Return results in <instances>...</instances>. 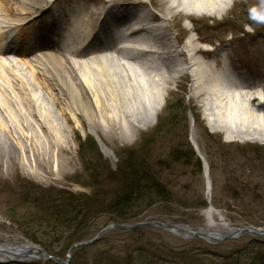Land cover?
<instances>
[{"label": "rangeland", "instance_id": "rangeland-1", "mask_svg": "<svg viewBox=\"0 0 264 264\" xmlns=\"http://www.w3.org/2000/svg\"><path fill=\"white\" fill-rule=\"evenodd\" d=\"M108 1L64 0L60 7L67 8L65 2L79 3L89 12L90 27L99 8ZM111 1L131 2V12L140 17L158 16L149 26L167 31L170 47L165 51L153 45L151 34L128 37L133 44L142 41L148 47L138 46L133 53L123 49L127 58L121 61L130 74L136 73L142 79L149 76L156 86L161 87L159 80L165 78L168 90L165 104L153 126L139 133L101 130L93 133L84 119L79 117L77 123L71 116L58 88L51 90L60 98L69 126L46 92L36 85L37 103L51 115L50 122L59 125V130H40L37 125L27 130L26 121L21 119L17 123L24 129H12L8 118L0 115L10 128L9 132L0 128V244L29 243L48 256L5 264H264V238L249 234L206 242L156 228L111 229L93 243L78 246L115 224L161 222L193 230L202 227L206 223L203 211L207 208H199L201 202L206 203L204 172L209 175L210 202L217 215L213 222L217 227L264 230V139L250 133L255 127L240 121V115L250 117L252 110L257 116L264 114V107L255 106L259 103L257 96L264 99V0H229L224 9L213 13L180 5L172 15L164 13L163 0H153L152 4L151 0ZM19 9L18 0H0V37L17 38L21 34L22 22L29 17L21 16ZM189 41L201 49L200 53L184 48ZM58 45L65 48L64 44ZM5 57L0 55V65L6 70L0 69V84L15 79L33 81L31 69L18 57L8 56L12 57L14 67ZM23 60L28 62L29 58ZM98 60L97 65L85 68L93 79L101 77L95 71L101 63ZM167 60L178 70L171 75L175 80L167 78L170 76L165 66ZM190 61L204 80L203 84L196 82L193 88L188 75ZM220 68L229 74L231 81L217 73ZM34 70L47 83V79H52L48 71L35 67ZM243 80L250 84L248 88L237 86ZM253 83L255 86L251 87ZM215 90L222 93L221 98L215 95ZM249 96L254 99L247 101ZM228 104L236 107L235 112L226 111L224 107ZM182 110H186V120L180 115ZM1 111L0 107V114ZM26 119L33 122L32 117ZM213 120L223 126L222 132L209 130L207 124ZM89 139L95 140L102 163L110 170L97 181L91 175L95 167L86 170L80 157V144ZM186 140L207 164L208 171H199L195 162L188 160V153L183 155ZM176 149L182 151L177 157L181 158L179 161L172 156ZM142 161H145L142 166L148 167V172L140 173L145 193L141 195L146 202L132 209L130 215L136 218L119 223L109 209L126 192L130 185L126 177ZM145 175L151 179H144ZM151 183L164 194H147ZM64 198L75 206H85L89 212L87 218H78L80 225L76 222L68 227L65 222L58 228L57 220L50 221L54 217L48 216L56 210L51 207L63 203ZM81 236L84 237L81 242L73 243Z\"/></svg>", "mask_w": 264, "mask_h": 264}, {"label": "bare ground", "instance_id": "bare-ground-1", "mask_svg": "<svg viewBox=\"0 0 264 264\" xmlns=\"http://www.w3.org/2000/svg\"><path fill=\"white\" fill-rule=\"evenodd\" d=\"M62 1L64 0H18L21 16L30 15L36 8L45 11L46 8H51V6H53L57 10L54 15L52 11H49V13L47 12V17L44 18L43 21H40L39 24L37 22L29 27H24L21 31L22 34H20L24 36L23 40L20 39V35L16 40L12 37H0V55L6 56L5 59L12 67H14L11 61L12 57L8 56L18 57L19 61H22L24 66L31 69L33 77L31 83L25 82L22 79H15L4 81L0 84V107L2 108L0 115L8 118L10 123H12V129L19 130L22 125L17 123V120L21 119L23 122L26 121L25 129L27 130L34 129L35 125H37L40 130H59V125L55 126L50 122L51 115L44 112L37 103L38 98L36 96L35 86L40 85L53 101L55 107L60 111V116L65 118L67 125L69 124V119H67L66 112L61 106L62 103L60 98L53 94L51 87L58 88L60 91L59 94H61L63 101L66 103V108L77 123L78 118L81 117L85 120L89 130L93 133L98 130L139 133L153 126L159 112L165 104V97L168 90L164 84H166L167 81L165 78H161V80H159L161 87L156 86L154 80L149 76L147 79H142L137 76L136 73L130 74L128 72L130 70H128L121 61L127 58V56L124 57L122 53L123 49H127L130 53H133L138 50L139 47H148L146 46V42L142 43L141 41L139 45H135L131 40L129 41L128 37L133 36V34H151L154 39L153 45L161 49V51H165L170 47V44L167 43L169 39H167V31L159 26H155V28L149 26L151 22L156 20V17H159L150 14H144L140 17L137 12H131L130 10L126 15H122L123 25L127 26L128 30L126 32L128 33L124 36L122 33L123 31L121 32L118 27H113L112 29L113 32H116V40L121 38L125 39L128 43V47L126 46L120 49L116 46V41L113 40L111 33V40L104 45H96L94 42V36L99 31H96L88 37H84L89 26V21L87 20L89 12L82 9L79 3L73 4L71 2H65L67 3V8L60 7ZM152 1L153 0H151L150 4H152ZM162 2L166 3L164 13L166 15H172L177 11L176 9L180 5H184L186 9L191 7L194 11L213 13L218 9L220 10L221 7L224 9L229 0H163ZM119 5L121 7L124 5L132 6L133 4L131 2H124ZM38 17L39 16L35 18ZM113 19L117 20L118 14L115 15ZM49 25L53 26L51 36L48 34L49 31H46ZM52 37L61 38V40L65 42V48H59L56 42L52 40ZM36 39L37 41H35ZM100 39L101 36L98 35V40ZM14 43L18 44L19 47L24 43V51L22 48L17 50L13 49ZM70 47H74L77 50H70ZM184 48H189L196 54L201 51L198 46H194V42L192 41L187 42ZM182 54H185L184 51ZM89 55H91V57L83 62L81 60L76 61L77 58H87ZM26 58H29L28 62L23 60ZM73 59H75V61ZM98 59L101 60V63L95 68V71L101 75L103 79L101 77L93 79L92 76H89L90 71L88 72L87 69H85L86 66H92L93 64L97 65L96 62L99 61ZM167 61L169 62H167L165 66L168 68V73L170 75L167 78L168 80H175L171 75L174 74L175 71L178 72V70L174 69V65H172L170 60ZM34 67L48 71L49 75L52 76V79H47L49 84L34 70ZM0 69L6 71L2 65H0ZM217 70V73H219L221 77H225L227 81H231L229 74H227L223 68ZM131 72L134 71L132 70ZM196 73V82L200 84L204 81L203 77L197 68ZM248 85L250 84L245 80L237 84V86L245 88H248ZM252 86H255V84H251V87ZM256 86L259 87V84ZM213 92H215V95L219 98L222 97V93L218 90ZM251 99L254 98L249 96L247 101ZM257 102L259 103L255 104V106L264 107V99H261V95L257 96ZM226 106L224 107L226 111L229 112L232 110L235 112L234 108L236 107H232V105L229 104ZM220 107H222V105H220ZM241 113H243V111ZM249 115L250 117L244 114L240 115L241 123L243 125L248 124V126L251 125L255 127V131H251L250 133L257 134L260 138L264 139V129H262L264 114L260 113L259 116H257L255 111L252 110ZM26 117H32L34 123L29 122ZM0 118L3 119L1 116ZM1 119L0 128L9 132L10 128L8 129ZM207 126L209 130L213 132L223 131V126L214 120L211 123L209 122ZM20 129H24V127ZM205 180H207V189H209V175L207 177L205 175L204 181ZM207 196L209 197L208 194ZM203 216L205 217L206 223L200 228L193 230L183 225H177V230L166 231L183 237H186L189 232L197 231L203 235L208 242L218 240L224 234L232 235L239 231V228H232L225 225L217 227L213 222V218L217 215L210 207H207L203 211ZM249 235L251 237L264 238V233L255 234L252 232ZM42 257L39 248L29 243H21L18 245L0 244V261L19 260L29 262V260Z\"/></svg>", "mask_w": 264, "mask_h": 264}, {"label": "trees", "instance_id": "trees-1", "mask_svg": "<svg viewBox=\"0 0 264 264\" xmlns=\"http://www.w3.org/2000/svg\"><path fill=\"white\" fill-rule=\"evenodd\" d=\"M180 115L181 117L183 115V120H186V116H185L186 110H182ZM194 120L197 123L199 121L198 116H196L195 114H194ZM216 140L218 143H220L219 139H216ZM185 148L186 150L183 152V155L188 153L189 155L188 160L194 161L195 166L198 168L199 171H201L202 169L201 163L188 142L186 143ZM85 152H87L88 155L85 156L84 154ZM181 155H182V151H179L177 149L172 154V156L175 159H178V161L181 160V158H177V157H180ZM80 157L82 159V162L84 163L83 165L85 166L86 170L89 171L91 168L95 167L91 173L92 178H94L95 181L99 180L102 176L109 174L110 170L108 166L105 165V163H102V157L100 155V152L98 151V146L94 139H89L86 142L84 141L80 144ZM183 158L185 159V156H183ZM185 161L187 160L185 159ZM144 163L145 161H142L140 166L136 169H133L132 173H130L128 177H126L128 181L130 182V185H128V189L126 190V192H124L122 195H120L118 198L115 199L114 203L111 205L109 209V211H112L117 216L118 218L117 221L119 223H126L129 220L136 218V216H134L133 214L130 215L132 209L136 207V204L142 203L143 201L146 202V197L141 195L145 193H142V189H143L141 186L142 176L140 175V173H142L143 170L148 172V167L142 166L144 165ZM96 167L100 169H97ZM145 178L151 179L150 177L147 178L146 175L144 176V179ZM149 185L150 186L148 187L147 191H150V192L147 194H164L163 192H159V188L156 187V184L151 183ZM205 207H206L205 202H201V204L199 205V208H205ZM51 208L53 209L56 208V210L54 211L53 215H50L48 217L55 218V219L54 218L50 219V221L57 220L55 226L58 228L61 227V225L65 222L69 224L68 227L70 226L72 227V225L76 224V222H78V224L80 225L81 223L79 222L78 218L79 217H82V219L87 218L88 216L87 214L89 213L85 209V206L83 205L75 206L73 203H69L68 200L65 198L63 200V203L59 205H54ZM83 239L84 237L81 236L77 238L76 241L73 243H79ZM72 244L68 246H71Z\"/></svg>", "mask_w": 264, "mask_h": 264}, {"label": "water", "instance_id": "water-1", "mask_svg": "<svg viewBox=\"0 0 264 264\" xmlns=\"http://www.w3.org/2000/svg\"><path fill=\"white\" fill-rule=\"evenodd\" d=\"M199 158H200V161L202 162V164L204 166V169L208 171L207 164L204 162V160L200 156H199ZM204 174H205V172H204ZM206 174H207V172H206ZM209 191H210V186L208 189V193H209ZM141 228H161L164 230H177L176 225H168V224H163L161 222H142V223H137V224H133V225H110V226H107L106 228H104L103 230H101L91 241L86 242V243H80V244H78V246H86V245L93 243L103 233H105L106 231L111 230V229L121 230V231H133V230L141 229ZM252 232H254L255 234H262V233H264V230L254 229V228H250V227H244L242 229H239V231H237V233H235V234L227 235V236H225L219 240H215V241L220 242L224 238H233V237L239 236L240 234H251ZM187 234L190 236H196L200 239H206L203 235H201L197 231L189 232ZM41 254L43 257H48L43 251H41ZM15 261L16 260H11V261H7L5 263L15 262ZM0 263H2V262H0Z\"/></svg>", "mask_w": 264, "mask_h": 264}]
</instances>
